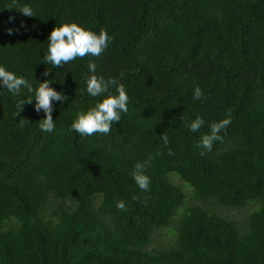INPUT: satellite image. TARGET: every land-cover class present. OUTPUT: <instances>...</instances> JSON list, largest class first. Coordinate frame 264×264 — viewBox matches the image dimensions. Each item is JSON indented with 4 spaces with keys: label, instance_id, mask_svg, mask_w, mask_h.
<instances>
[{
    "label": "trees",
    "instance_id": "1",
    "mask_svg": "<svg viewBox=\"0 0 264 264\" xmlns=\"http://www.w3.org/2000/svg\"><path fill=\"white\" fill-rule=\"evenodd\" d=\"M71 22L111 40L45 77L47 38ZM89 62L129 97L107 135L68 131L101 99ZM0 66L66 98L47 132L35 99L17 108L33 93L0 86V264H264V0H0ZM146 161L142 190L132 173Z\"/></svg>",
    "mask_w": 264,
    "mask_h": 264
},
{
    "label": "clouds",
    "instance_id": "2",
    "mask_svg": "<svg viewBox=\"0 0 264 264\" xmlns=\"http://www.w3.org/2000/svg\"><path fill=\"white\" fill-rule=\"evenodd\" d=\"M18 9L26 16H34L32 8L27 5L18 7ZM9 34H11V30H9ZM110 40L111 37L105 29H101L99 33H96L75 22L61 23L59 26H54L47 38L48 48L43 56V62L51 65V68H46L42 75L47 77L51 69L62 67L77 58H84L88 55L101 56ZM88 67L92 74L86 78L87 93L91 97H100L101 99L86 111L78 112L68 131L74 130L82 136H92L97 133L107 135L110 134L113 123L120 121L121 113L128 112L129 97L125 87L118 83L115 78L105 79L104 76L96 74L97 65L95 62H89ZM0 86L6 87L8 91L15 94L20 92L21 87L26 88L29 93H33V96L20 102L17 108L20 111L25 103L31 104L35 99V110L37 112L43 110L45 113L44 118L39 120V127L47 132L54 130L53 101L62 103L66 98L62 92L52 87L49 79L40 81L38 86L34 88L23 76H18L16 73L0 66ZM112 88L116 89L117 94L111 92ZM203 96L202 89L199 85H196L193 90L194 99L199 100ZM19 111L16 113L17 115ZM230 117L231 112L229 111L227 117L213 122L210 126V132L201 136L200 146L211 151L214 141L222 142L223 137L220 133L231 123ZM20 124L22 127L24 121L22 120ZM203 125V118L197 116L194 120H191L188 127L190 131L198 132ZM162 139L165 144L168 143L166 134H162ZM173 154L170 149L169 155ZM147 166V161L144 163L137 162L132 173L134 181L142 190H148L150 185V178L145 174ZM116 206L121 211H127V206L123 200L118 201Z\"/></svg>",
    "mask_w": 264,
    "mask_h": 264
},
{
    "label": "rangeland",
    "instance_id": "3",
    "mask_svg": "<svg viewBox=\"0 0 264 264\" xmlns=\"http://www.w3.org/2000/svg\"><path fill=\"white\" fill-rule=\"evenodd\" d=\"M175 181L177 182L178 181V179H175ZM182 182V181H181ZM183 184V183H182ZM184 185V184H183ZM185 192H186V197H185V201H186V203L187 204H191V203H193L194 201H195V199L190 195V193H189V191H188V189L187 188H185ZM201 201V200H200ZM200 201H198V202H200ZM184 205V204H183ZM182 205V206H183ZM224 214H227V215H235L236 216V214L234 213V212H232V211H227V210H223L222 211ZM160 232H162L161 233V236H158L157 234H155L154 235V241H153V243L152 244H155V243H158V242H160V241H167L168 239H169V237L167 236V235H165L164 233L166 232L165 230H161Z\"/></svg>",
    "mask_w": 264,
    "mask_h": 264
}]
</instances>
